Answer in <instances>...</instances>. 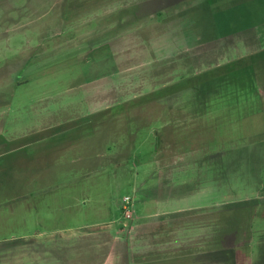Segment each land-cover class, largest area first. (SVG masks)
<instances>
[{"label":"rangeland","instance_id":"374dc122","mask_svg":"<svg viewBox=\"0 0 264 264\" xmlns=\"http://www.w3.org/2000/svg\"><path fill=\"white\" fill-rule=\"evenodd\" d=\"M250 55L264 0H0V264H264Z\"/></svg>","mask_w":264,"mask_h":264},{"label":"trees","instance_id":"16d2710c","mask_svg":"<svg viewBox=\"0 0 264 264\" xmlns=\"http://www.w3.org/2000/svg\"><path fill=\"white\" fill-rule=\"evenodd\" d=\"M250 60L251 68L253 69L255 58L253 55H250V57H244L240 60H235L231 65L225 66L226 70L233 69V71H230V74L236 73L237 71H241L240 73H242V71H245V69L248 68L249 63L247 62H249ZM225 67H222L223 72L225 70ZM253 76L254 74L251 76L254 79ZM257 202H259L258 199L251 201L234 202L222 207L224 211L220 212L221 224H223V236H221V239H224V236L226 237V235L228 234H237L243 232V230H241V227L243 226H250V219L251 216L255 214V207ZM227 213L228 216L226 218Z\"/></svg>","mask_w":264,"mask_h":264},{"label":"crops","instance_id":"0c3cea01","mask_svg":"<svg viewBox=\"0 0 264 264\" xmlns=\"http://www.w3.org/2000/svg\"><path fill=\"white\" fill-rule=\"evenodd\" d=\"M254 69H255V65H254ZM255 71H256V69H255ZM256 74L258 75L257 77H259L260 76V78H262L263 80H264V78L262 77V74H260V72H255V76H254V84H253V87H254V89H253V92H255L256 94L258 93H264V83H261V82H257L256 80ZM258 185H260V186H262L263 184H258ZM256 199H258L259 200V206H261V209L263 210L262 212H261V214H263L264 215V199H262V197H261V195L260 194H258L257 193V195H252V196H249V198L248 197H240V195H239V197H236V198H233V199H229V200H231V201H228V202H225L224 204H223V206H226L227 204H230V203H234V202H242V201H251V200H256ZM257 206V205H256ZM260 209V210H261ZM260 212V211H259ZM260 225L261 226H264V223H260Z\"/></svg>","mask_w":264,"mask_h":264},{"label":"built area","instance_id":"2783aa9c","mask_svg":"<svg viewBox=\"0 0 264 264\" xmlns=\"http://www.w3.org/2000/svg\"><path fill=\"white\" fill-rule=\"evenodd\" d=\"M124 202V205H125V208L126 207H128V205H130V203H131V198L130 197H126V198H124V200H123ZM128 216H130V215H128Z\"/></svg>","mask_w":264,"mask_h":264}]
</instances>
